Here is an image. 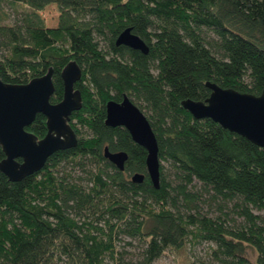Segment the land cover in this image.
Returning <instances> with one entry per match:
<instances>
[{"label": "trees", "instance_id": "1", "mask_svg": "<svg viewBox=\"0 0 264 264\" xmlns=\"http://www.w3.org/2000/svg\"><path fill=\"white\" fill-rule=\"evenodd\" d=\"M16 6L24 10L0 24V80L22 85L51 69L56 104L60 73L75 62L82 101L70 117L76 147L19 182L0 173V264H153L189 238L215 246L200 264H264V150L181 106L205 101L207 82L261 94L264 0H0V21ZM50 6L55 26L41 15ZM127 29L146 54L116 45ZM125 96L156 137L158 189L145 150L124 128L105 125L106 103ZM26 131L42 139L44 116ZM105 148L127 154L123 171ZM121 238L140 241L135 258L117 249Z\"/></svg>", "mask_w": 264, "mask_h": 264}, {"label": "water", "instance_id": "2", "mask_svg": "<svg viewBox=\"0 0 264 264\" xmlns=\"http://www.w3.org/2000/svg\"><path fill=\"white\" fill-rule=\"evenodd\" d=\"M116 45H124L143 54L148 51L144 42L132 35L130 29L118 37ZM52 74L49 69L44 76L22 85H10L0 80V148L4 154L0 173L10 182H19L41 171L51 155L77 145L70 117L81 109V94L75 89L81 78V69L75 62L62 69L63 96L56 104L50 102L54 93ZM205 86L210 91L205 101L185 100L181 102L182 108L195 120L210 119L264 150V89L255 96L222 89L209 82ZM38 114L44 116L46 126V135L39 140L26 131ZM105 114L106 126L124 128L131 140L145 150L146 172L152 186L158 189V144L145 115L126 96L120 102L108 101ZM103 155L109 163L123 171L126 153H110L105 148ZM132 181L141 182L142 176L134 175Z\"/></svg>", "mask_w": 264, "mask_h": 264}, {"label": "rangeland", "instance_id": "3", "mask_svg": "<svg viewBox=\"0 0 264 264\" xmlns=\"http://www.w3.org/2000/svg\"><path fill=\"white\" fill-rule=\"evenodd\" d=\"M24 10L23 6H16L15 8L5 7V13L8 14L9 19L5 21H0V24H10L17 12H21ZM42 17L46 21L48 26H55L57 22V11L54 6L47 7L45 11L42 12ZM81 134H85L83 129H80ZM164 167H167L165 163H162ZM165 174L166 171H165ZM206 196H203L205 198ZM207 198V197H206ZM206 202V201H205ZM203 207V212L207 213V209L209 208L207 205L201 204ZM212 217L218 215V213L214 209L211 210ZM233 217V216H232ZM239 221V220H238ZM122 240H118L116 242V247L119 250H125L128 253L129 258H135L142 247V244L138 239H129V238H121ZM127 242H130L131 245H126ZM215 248L214 244L199 241L195 238H189L186 245L181 249H167L161 257H159L153 264H200L201 261H211L212 259V250ZM246 255L249 261L254 262L255 252L251 249L246 250ZM106 262L109 263V260L106 259Z\"/></svg>", "mask_w": 264, "mask_h": 264}]
</instances>
